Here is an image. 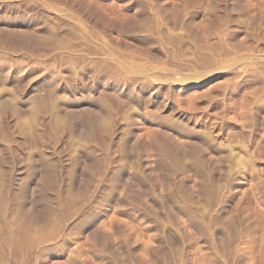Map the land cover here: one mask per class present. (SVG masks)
<instances>
[{
    "label": "rangeland",
    "instance_id": "1",
    "mask_svg": "<svg viewBox=\"0 0 264 264\" xmlns=\"http://www.w3.org/2000/svg\"><path fill=\"white\" fill-rule=\"evenodd\" d=\"M236 263L264 264V0H0V264Z\"/></svg>",
    "mask_w": 264,
    "mask_h": 264
},
{
    "label": "bare ground",
    "instance_id": "2",
    "mask_svg": "<svg viewBox=\"0 0 264 264\" xmlns=\"http://www.w3.org/2000/svg\"><path fill=\"white\" fill-rule=\"evenodd\" d=\"M192 1V0H191ZM201 1H203V0H201ZM198 2V1H197ZM205 2V1H204ZM213 2V1H212ZM193 3V2H192ZM208 3V2H207ZM206 3V4H207ZM165 4V3H164ZM180 4V3H179ZM202 4V3H201ZM171 5V4H170ZM191 5V4H190ZM209 5V4H208ZM238 5V4H237ZM200 7H202V6H200ZM148 9V8H147ZM175 9H176V7H175ZM174 9V10H175ZM157 10V9H156ZM160 10V9H159ZM182 11V10H181ZM197 11H198V9H197ZM179 12V11H178ZM177 14V13H176ZM183 15V14H182ZM144 17V16H143ZM181 17V16H180ZM183 18V17H182ZM149 19V18H148ZM141 20V19H140ZM172 21V20H171ZM146 23V22H145ZM137 25V24H136ZM151 25V24H150ZM210 25V24H209ZM212 25V24H211ZM180 26V25H179ZM203 26V25H202ZM139 27V26H138ZM160 27V26H159ZM165 27H166V25H165ZM185 27V26H184ZM194 27V26H193ZM134 28V27H133ZM157 28H158V26H157ZM186 28V27H185ZM184 28V29H185ZM198 28V27H197ZM199 28H201V27H199ZM204 28V27H203ZM136 29H137V27H136ZM149 29V28H148ZM175 29V28H174ZM194 29H196V27L194 28ZM202 29V28H201ZM209 29H211V28H209ZM138 30V29H137ZM146 30V29H145ZM178 30V29H177ZM201 31V30H200ZM205 31V30H204ZM26 32V31H25ZM135 32V31H134ZM176 32V31H175ZM202 32V31H201ZM200 32V33H201ZM214 32V31H213ZM227 32V31H226ZM133 33V32H132ZM146 33V32H145ZM21 34V33H20ZM29 34V33H28ZM172 34V33H171ZM201 34H203V33H201ZM200 34V35H201ZM26 35V34H25ZM174 35V34H173ZM181 35V34H180ZM163 36V35H162ZM168 36V35H167ZM179 36V35H178ZM197 36V35H196ZM196 36H195V38H196ZM203 36L205 37V35L203 34ZM208 36V35H207ZM206 36V37H207ZM210 36V35H209ZM216 36V35H215ZM227 36V35H226ZM202 37V36H201ZM205 37V38H206ZM170 38H171V36H170ZM194 38V39H195ZM196 39H198V36H197V38ZM204 39V38H203ZM209 39V38H208ZM218 39V38H217ZM206 40V39H205ZM220 40V39H219ZM219 44V43H218ZM207 46V45H206ZM228 46V45H227ZM175 47V46H174ZM229 47V46H228ZM241 47V46H240ZM205 48V47H204ZM231 48V47H230ZM142 49V48H141ZM178 49V48H177ZM180 49V48H179ZM187 49V48H186ZM210 49V48H209ZM223 49V48H222ZM226 49V47L224 48V50ZM239 49V48H238ZM240 49H242V48H240ZM206 50V49H205ZM172 51V50H171ZM182 51V50H181ZM180 51V52H181ZM197 51V50H196ZM211 51V50H210ZM231 51V50H230ZM236 51H237V49H236ZM223 52V51H222ZM140 53V52H139ZM182 53V52H181ZM230 53V52H229ZM236 53V52H235ZM242 53V52H241ZM183 54V53H182ZM198 55V54H197ZM223 55V54H222ZM186 56V55H185ZM200 56H201V54H200ZM215 56H216V53H215ZM224 56V55H223ZM232 56V55H231ZM234 56V55H233ZM191 57V56H190ZM189 57V58H190ZM227 57V56H226ZM229 57V56H228ZM227 57V58H228ZM192 58V57H191ZM195 58V57H194ZM202 58V57H201ZM209 58V57H208ZM217 58V57H216ZM177 59V58H176ZM220 59V58H219ZM144 60V59H143ZM213 60V59H212ZM175 61V60H174ZM199 61V60H198ZM197 61V62H198ZM222 61V60H221ZM152 62V61H151ZM173 62V61H172ZM192 63V62H191ZM208 63V62H207ZM215 63V62H214ZM150 67V66H149ZM190 67V66H189ZM197 68H198V66H196ZM227 68V67H226ZM191 69V68H190ZM259 69V68H258ZM261 69H262V67H261ZM234 70V69H233ZM250 70V69H249ZM138 71V70H137ZM187 71V70H186ZM232 72V71H231ZM258 71H256V73H257ZM154 73V72H153ZM207 73V72H206ZM250 74V73H249ZM259 74V73H258ZM159 75V74H158ZM260 75V74H259ZM166 76V75H165ZM170 76V75H169ZM146 77V76H145ZM259 78V77H258ZM193 81V80H192ZM195 95V94H194ZM192 96V95H191ZM202 96V95H201ZM188 104H190V103H188ZM69 114V113H68ZM163 120V119H162ZM129 121V120H128ZM154 130V129H153ZM124 132V131H123ZM151 132V131H150ZM128 135V134H127ZM178 137V136H177ZM155 139H156V137H155ZM154 139V140H155ZM166 140V139H165ZM180 142V141H179ZM184 142H186V141H184ZM192 144V143H191ZM166 146V145H165ZM189 146H190V144H189ZM196 148V147H195ZM159 151H161V150H159ZM168 151V150H167ZM176 152V151H175ZM196 153V152H195ZM211 156V155H210ZM213 156V155H212ZM217 160V159H216ZM151 160H149V162H150ZM149 162H148V165H149ZM51 163V162H50ZM51 165V164H50ZM147 165V166H148ZM31 166V165H30ZM153 166V165H152ZM26 167V166H25ZM52 167V166H51ZM148 168H150V167H148ZM150 171V170H149ZM27 173V172H26ZM52 174V173H51ZM111 177V176H110ZM5 189V188H4ZM17 192V191H16ZM105 197V196H104ZM103 202V201H102ZM16 206V205H15ZM15 209H17V208H15ZM23 209V208H22ZM5 210V209H4ZM20 211V210H19ZM21 211H23V210H21ZM3 214H4V212H2ZM17 213V212H16ZM20 214V213H19ZM16 217H17V215H16ZM31 217V216H30ZM29 218V217H28ZM226 218V217H225ZM20 219V218H19ZM17 220V219H16ZM29 220V219H28ZM16 222V221H15ZM2 223V222H1ZM13 223H14V221H13ZM247 224V223H246ZM2 225H3V223H2ZM22 227V226H21ZM245 227H247V226H245ZM21 229V228H20ZM24 229V228H23ZM7 230V229H6ZM26 233V232H25ZM210 234V233H209ZM11 235V234H10ZM22 234H20V236H21ZM15 238H16V236H15ZM19 238V237H18ZM4 239H7L6 237L4 238ZM13 239V238H12ZM22 239V238H21ZM117 239V238H116ZM16 241V240H15ZM14 241V242H15ZM19 241V240H18ZM21 242V241H20ZM9 243V242H8ZM22 243V242H21ZM20 243V244H21ZM7 245V244H6ZM21 246V245H20ZM14 247H16V246H14ZM13 247V248H14ZM238 257V256H237ZM235 259V258H234ZM237 264V263H236Z\"/></svg>",
    "mask_w": 264,
    "mask_h": 264
}]
</instances>
